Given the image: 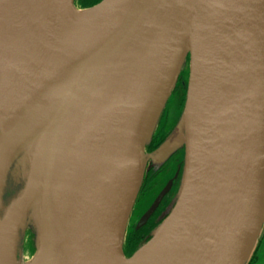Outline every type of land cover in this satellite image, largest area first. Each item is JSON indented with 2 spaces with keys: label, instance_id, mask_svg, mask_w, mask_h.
I'll use <instances>...</instances> for the list:
<instances>
[{
  "label": "water",
  "instance_id": "water-1",
  "mask_svg": "<svg viewBox=\"0 0 264 264\" xmlns=\"http://www.w3.org/2000/svg\"><path fill=\"white\" fill-rule=\"evenodd\" d=\"M76 5L0 0V264H248L264 232V0H102L74 21ZM183 73L181 121L148 152ZM177 151L136 228L176 194L128 256L148 163Z\"/></svg>",
  "mask_w": 264,
  "mask_h": 264
},
{
  "label": "rangeland",
  "instance_id": "rangeland-1",
  "mask_svg": "<svg viewBox=\"0 0 264 264\" xmlns=\"http://www.w3.org/2000/svg\"><path fill=\"white\" fill-rule=\"evenodd\" d=\"M77 3L79 4L76 5L77 8L82 9V8H88L85 7L83 4H80L79 0H77ZM99 3V2H98ZM97 3V4H98ZM96 5V4H95ZM94 6V5H92ZM91 7V6H89ZM186 73V72H185ZM183 73L180 78L179 81L175 87V89L173 90V93L170 97V100L167 103V106L163 112L162 118L160 120L159 123V127L157 128L158 132L160 130V132L163 135H166L167 139L175 130V128L177 127V125L180 123L181 118H182V114L185 108V102H186V92H187V75ZM156 149V148H155ZM153 149V150H155ZM152 150H149L148 148V152H151ZM178 152V151H177ZM181 153V152H180ZM177 153L174 155L173 159L175 160V158L177 157ZM182 155V153H181ZM166 161V160H165ZM153 163V162H152ZM150 162L148 163V167H149ZM162 164V163H161ZM155 166H159L160 164H154ZM172 168H170L171 170ZM173 170V169H172ZM148 171V169H147ZM171 171H168L164 174H160L153 182H152V190L148 191L147 194L142 197V199H140L142 193V188L141 191L138 195L137 201L135 203L134 206V210L130 219V225L128 226V233L126 235V242H125V251L127 252L128 256H131L135 250L144 243V241H146V239L150 236V234H152L153 230L160 224V221L162 219H164L165 214L163 213L167 207L169 206V204L171 203L173 197L175 196L176 192L174 191L173 194H169L166 197V207L163 210V212L161 213L160 217L158 218L157 222L154 223V225L148 230L147 233H145L143 236L140 237V239L138 240V242L135 244L133 250L131 248V242L129 241V236L130 233H132L134 230H136V221L138 220L139 216L142 215V213L149 207V205L152 203V200L154 199V197L156 196V194L158 193V191L160 190V188L162 187V185L164 184V182L166 181L167 177L171 174ZM147 175V173H146ZM145 175V177H146ZM145 180V178H144ZM164 214V215H162ZM31 233H33L32 230H28V233L26 235V240H25V245L27 247V249L25 250V259H30L34 254H35V249H34V235H32ZM264 235V232L262 233V237ZM145 239V240H144ZM144 240V241H143ZM143 241V242H142ZM259 246V245H258ZM32 248V250H29V248ZM258 252L254 253L257 254V262H255L254 264H264V246L261 247L259 249L258 247ZM248 264H252L251 260L249 261Z\"/></svg>",
  "mask_w": 264,
  "mask_h": 264
},
{
  "label": "flooded vegetation",
  "instance_id": "flooded-vegetation-1",
  "mask_svg": "<svg viewBox=\"0 0 264 264\" xmlns=\"http://www.w3.org/2000/svg\"><path fill=\"white\" fill-rule=\"evenodd\" d=\"M102 0H79L80 4H83L85 7H89L92 5L97 4L98 2H101ZM166 135H163L160 130L157 132V134L154 136L151 145L149 146V150H152L159 147L160 144L165 140ZM176 154V152H174L166 161H164L162 164H160L159 166H155L154 163H150V167L147 171V175L145 177L144 180V184L142 187V195L140 197V199H142V197H144L148 191L152 190V182L160 175V174H168V171H171L170 168H172V166L174 164H176L177 160H178V155L175 158V160L173 159L174 155ZM177 154H179V152H177ZM159 192V191H158ZM158 195V193L156 194V196ZM156 196L154 197V199L156 198ZM166 197L167 195H165L162 200L160 201L159 205L157 206V208L154 210V212L152 213V215L149 217V219L147 220V222H145L144 225H142L140 228L134 230L132 233H130L129 236V241L131 242V248L130 250L134 248L135 244L138 242V240L140 239L141 236H143L145 233L148 232V230L154 225V223L157 222L158 218L160 217L161 213L163 212V210L166 207ZM153 199V200H154ZM152 200V202H153ZM264 246V235L260 240L259 243V249L261 247ZM258 248L256 253L258 252ZM257 254L254 255L253 259L251 260V263L254 264L255 262H257Z\"/></svg>",
  "mask_w": 264,
  "mask_h": 264
},
{
  "label": "bare ground",
  "instance_id": "bare-ground-1",
  "mask_svg": "<svg viewBox=\"0 0 264 264\" xmlns=\"http://www.w3.org/2000/svg\"><path fill=\"white\" fill-rule=\"evenodd\" d=\"M61 0H54V4L57 2V4H59ZM58 6V5H57ZM73 20L77 21V20H82L85 17H87V15L89 14L87 12V10L85 9H79L77 8V6L74 7L73 9ZM43 157V155H40V159ZM22 214H23V210L20 208V205H15V210H13V213L11 215V217L9 218V220L4 221V219H2V224L6 227H8V231H7V235L8 237L11 239V241L13 242H17V236L19 234V232L17 231L18 227H19V223H22ZM1 222V220H0ZM32 264H41L40 260H36L34 263Z\"/></svg>",
  "mask_w": 264,
  "mask_h": 264
}]
</instances>
